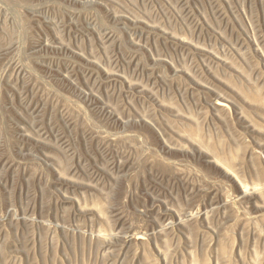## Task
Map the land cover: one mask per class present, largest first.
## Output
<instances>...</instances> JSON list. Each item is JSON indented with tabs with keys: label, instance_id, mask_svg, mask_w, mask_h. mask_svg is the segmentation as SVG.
<instances>
[{
	"label": "rangeland",
	"instance_id": "1",
	"mask_svg": "<svg viewBox=\"0 0 264 264\" xmlns=\"http://www.w3.org/2000/svg\"><path fill=\"white\" fill-rule=\"evenodd\" d=\"M0 264H264V0H0Z\"/></svg>",
	"mask_w": 264,
	"mask_h": 264
},
{
	"label": "bare ground",
	"instance_id": "2",
	"mask_svg": "<svg viewBox=\"0 0 264 264\" xmlns=\"http://www.w3.org/2000/svg\"><path fill=\"white\" fill-rule=\"evenodd\" d=\"M217 104L222 105V102H217Z\"/></svg>",
	"mask_w": 264,
	"mask_h": 264
}]
</instances>
